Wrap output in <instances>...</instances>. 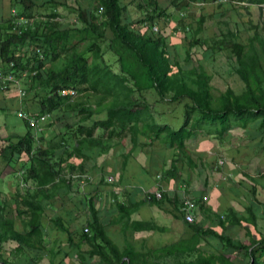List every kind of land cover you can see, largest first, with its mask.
<instances>
[{"label":"crops","instance_id":"1","mask_svg":"<svg viewBox=\"0 0 264 264\" xmlns=\"http://www.w3.org/2000/svg\"><path fill=\"white\" fill-rule=\"evenodd\" d=\"M18 1L0 0V25L18 12ZM36 1L38 20L56 13V21L66 27H81L78 10L90 13L99 2ZM145 1L121 0L124 23L145 19ZM157 1L170 15L165 19L170 27L175 15L187 11H177L173 0ZM216 3L192 6L217 8ZM136 24H130L133 31L151 33L147 23ZM103 46L105 60L116 63L107 43ZM113 72L120 74L117 63ZM26 84L0 86V264H254L251 253L257 248V264H264V248L254 243L264 240V134L236 123L224 134L220 127L205 128L180 152L162 139L138 138L135 145L131 134L109 138L98 129L94 137L104 144L79 146L88 133L79 134L78 127L89 129L106 120V111L85 121L67 105L36 116L43 109L42 97L32 91L21 96ZM20 112L36 119L49 115L34 135L35 145L59 172L46 185L39 184L43 171L36 150L31 155L12 152L11 146L31 131ZM29 169L34 171L26 181ZM159 191L161 199L155 197ZM187 196L198 204L193 223L180 211ZM96 226L111 246L96 236ZM222 236L245 247L227 245Z\"/></svg>","mask_w":264,"mask_h":264},{"label":"trees","instance_id":"2","mask_svg":"<svg viewBox=\"0 0 264 264\" xmlns=\"http://www.w3.org/2000/svg\"><path fill=\"white\" fill-rule=\"evenodd\" d=\"M234 1L260 7L261 21L257 25L252 24L254 34L247 42L241 41L238 31L231 28L221 38L200 37L208 19L205 15H202L195 30L193 25L189 27L185 23L180 24V29L184 32L187 28L192 30L186 50L188 61L192 60L191 51L197 46L205 48V60L213 59L224 50L231 51L236 58L235 74L244 83V90L240 93L228 87L215 95L211 75L205 72L202 65L184 70L173 58L167 37L162 32L153 31L156 24H163V29L165 19L170 17L157 0H146L145 19L128 24L122 19L125 7L121 0H99L90 13L82 8L78 10L81 27L63 26L56 21V13L45 15L46 20H38L37 1L19 0L14 3L18 17L33 19L35 28L28 27L20 35L12 32L15 18L0 25L1 68L6 72H18L35 60L40 72L37 76L26 78L25 91L42 97L43 109L36 116L52 115L67 105H70V109H76L78 116L85 118V121L106 111V120L96 121L89 129L83 125L78 127L79 134L83 131L88 133L87 138L78 142L79 146L88 142L92 147L104 144V140L94 137L98 129L108 132L109 138L131 134L135 145L138 138L162 139L180 152H184L189 140L205 128L212 130L220 127V133L224 134L236 123L242 128L250 125L253 132L264 134V6H261L264 0H173L172 4L181 12L189 10L197 2H218L214 15L221 17L236 8ZM133 23H147L151 33L143 35L133 31L130 28ZM106 43L107 51L117 58L120 74L113 72L116 63L111 64L104 58L106 51L103 45ZM24 48L27 52L22 56ZM37 48H41L45 55L43 61L37 57ZM64 53L68 54L61 60ZM11 63H15V67H11ZM63 90H75L77 96H62ZM158 106H173V114L183 106V124L176 127V115L166 121L165 109L160 111ZM34 147L35 136L31 130L11 149L12 152L24 151L31 155ZM108 150L109 146L98 153ZM35 156L41 157L39 165L43 176L39 179L40 185H46L58 177L59 172L54 170L44 150L37 151ZM42 158L45 160L41 161ZM33 171H25L26 181ZM95 231L105 244L112 245L100 226H96ZM221 239L236 249L245 247L241 243L235 244L227 236ZM254 243L264 248V240ZM259 251L260 248H257L251 253L254 264L258 263Z\"/></svg>","mask_w":264,"mask_h":264},{"label":"rangeland","instance_id":"3","mask_svg":"<svg viewBox=\"0 0 264 264\" xmlns=\"http://www.w3.org/2000/svg\"><path fill=\"white\" fill-rule=\"evenodd\" d=\"M193 7L194 5L192 8ZM216 11L217 8L214 7L204 8V6H195L192 11L189 9L186 13L182 14L178 12L179 15H175L173 17L175 20L173 27H170L169 24H165L162 29V26L159 24V33L162 32L163 35L168 33L167 36L169 37L167 40L170 45L172 56L173 58H176L184 70H191L200 65L204 67L205 72L211 75V84L215 95L221 94L228 87H232L236 90V92L240 93L244 90V83L235 74V68L237 66L236 58L233 56L231 51L224 50L215 55L213 59L205 60L203 58L205 48L197 46L191 51L192 60L188 61L186 50L189 45L188 39H191L192 37V30L187 28V31L184 32L180 29L182 26H180V24L185 23L189 27L190 25H193L195 30L199 26V21L202 15H205L208 19L205 22L204 31L200 34V37L221 38V36H223L231 28L238 31L241 41L247 42L248 38L254 34V30L251 27L252 24L257 25L261 21L260 7L254 5L251 7H245L243 4H236V8L234 10L221 17L215 16ZM81 48H83L82 45ZM58 64H61V62ZM152 101H154V99H152ZM90 103L93 104L94 101H91ZM158 107L160 111L165 109L164 113L167 115H164V117L166 121H170V119L176 115L178 116L176 127L178 128L183 124L185 114L183 106L177 108L175 114H173V106L170 108H168V106H165L164 108H161L160 106ZM13 118L20 121V119L16 116H13ZM31 130L34 135H37L40 132L39 130H34L32 128ZM34 150L39 152L42 148L40 149L35 145Z\"/></svg>","mask_w":264,"mask_h":264},{"label":"built area","instance_id":"4","mask_svg":"<svg viewBox=\"0 0 264 264\" xmlns=\"http://www.w3.org/2000/svg\"><path fill=\"white\" fill-rule=\"evenodd\" d=\"M18 16H19L18 12H16L14 10L13 11V18H15V19L13 21V29H12L13 33H17V34L21 35L28 29V27H31L34 30L35 27H33V24H34V20L33 19L29 20V19H26V18L18 17ZM153 30L158 33L159 32V27L158 26H154ZM21 52L23 53L22 56H24V54H26V52H27V49L24 48L23 51H21ZM36 54H37V57H38L39 60L43 61L45 59V55H44V53H43L41 48H37L36 49ZM11 67H15V63H11ZM39 72H40V69L35 64V60H32L28 67L23 68V69H21L18 72H16L15 70L6 72L2 68H0V86L3 89H7L12 84L20 85V82L22 80H25L26 78H29L31 76H37L39 74ZM20 94H21V96H25L26 95V91L21 89L20 90ZM61 95L62 96L76 97L77 93H76L75 90H63L61 92ZM47 116H49V115H46V117H43L42 119H36L34 117H31V116L27 115L24 112H20L19 113V117L25 119L28 122L30 128H32L34 130H39V131H40V122L45 120L47 118ZM110 181H113V178H111ZM155 197L158 198V199H161L162 198V193L160 191L156 192ZM205 200H206V198H205ZM197 207H198V204L192 197L187 196V197L183 198L182 203H181V207H180V211L183 214L184 219L188 223H193L195 221V215H196ZM84 232L86 234H89L90 233V229L89 228H85Z\"/></svg>","mask_w":264,"mask_h":264}]
</instances>
